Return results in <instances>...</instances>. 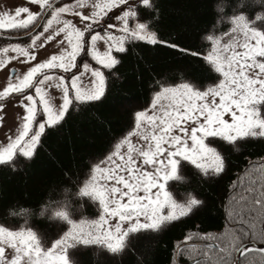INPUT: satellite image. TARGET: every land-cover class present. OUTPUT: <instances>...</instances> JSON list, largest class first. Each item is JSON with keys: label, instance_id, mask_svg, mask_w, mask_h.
<instances>
[{"label": "snow or ice", "instance_id": "snow-or-ice-1", "mask_svg": "<svg viewBox=\"0 0 264 264\" xmlns=\"http://www.w3.org/2000/svg\"><path fill=\"white\" fill-rule=\"evenodd\" d=\"M31 3L38 5L40 11L18 7L14 13H6V19H0V29L22 31L23 35L31 34V43L24 46L9 45L0 48V52L6 53L11 48L28 60L35 59L31 49L48 32L53 21L63 25L56 30L57 33H63V40L57 43L65 46L60 48L58 54L29 67L17 77L16 83H9L0 92V96L9 92L18 94L25 109L17 135L8 141L6 147H0V165L3 166H11L18 160L30 163V159L24 158H33L38 144L43 147L41 134L47 136L51 132L61 133L66 123V114L68 118L74 114L72 109L89 111L108 99L111 91L109 81L122 68L131 42L144 40L145 33L151 27L145 23L130 27V20L138 18L144 9L154 8L152 0H107L103 5L93 4L96 11L81 18L89 22L77 28L59 19L60 13L69 10L67 5L54 8L49 0H31ZM249 8L253 9L251 17L247 15ZM108 9H115L111 16L122 22L119 35L109 31L112 25L103 19ZM233 11L232 23L243 33L240 50L222 55L213 47L205 57L222 76L218 77V83L204 90L187 83L175 87L157 85L159 90L155 91L151 101L153 114L135 112L137 128L145 122L149 128V134L141 132L146 146L135 148L137 158H142V164L136 166L132 156L133 146L129 144L127 159L121 156L119 162H114L109 156V167H92L90 174L86 173L88 179L78 186L75 195L99 201V219H73L67 201L49 202L45 208L51 209L53 222H66L67 230L50 247H42L38 232L26 226L27 220L24 225L18 226V230L0 226V264H70L66 250L89 246L99 247L105 254L115 257L122 255L132 246V241L145 232L166 230L170 221L178 219L177 209L179 216L185 217L195 214L202 207L203 201L196 197H189L183 204L177 205L164 190L163 181L176 174L182 161L191 162L198 169H203L209 179H218L226 168V160L219 150L218 141L242 143L249 137L264 138V118L256 108L257 102L264 101V31L250 26V20L254 19L264 27V0H247ZM48 12H51V18L44 22L45 13ZM41 26L43 31L37 32L36 29ZM52 39L53 35L45 37V41ZM98 41H103L99 47ZM150 42L165 43L163 40L157 41L155 31L151 33ZM176 46V43L171 45ZM78 57L81 61L90 57L96 66L90 67L89 63H83L82 71ZM3 63L0 60V64ZM53 69L62 70L58 78V86H63L62 97L56 107H53L50 98H46L44 88L45 81L49 80L45 70ZM85 73L90 77L86 85L82 81ZM12 75H16L15 69ZM66 79L68 83H65ZM26 89L33 91L25 95ZM161 99L167 100L168 104H161L157 109V101ZM226 114L230 119L226 118ZM131 134L128 133L129 136ZM127 142L125 137L121 144ZM116 147L119 149L120 145ZM210 158L212 163L207 167L201 163ZM144 165H151L152 170H143ZM109 181L114 183L109 184ZM226 211L233 220L240 217L237 221L239 226L231 233L222 234V238H216L220 239V243L205 245L204 251L178 248L177 264L181 255L188 264H241L233 253L244 256L252 250L243 240L256 235L264 239V193L253 196L248 205L249 212L258 214L256 219L262 225L258 231L255 223L245 220L242 213L230 204ZM41 215H44L43 211ZM113 217L116 219L110 224L109 220ZM6 247L11 250L10 259L5 256ZM259 251L264 253V248Z\"/></svg>", "mask_w": 264, "mask_h": 264}, {"label": "trees", "instance_id": "trees-1", "mask_svg": "<svg viewBox=\"0 0 264 264\" xmlns=\"http://www.w3.org/2000/svg\"><path fill=\"white\" fill-rule=\"evenodd\" d=\"M246 2L229 0L225 9L217 0H152L154 8L144 9L131 22L151 25L147 33L155 31L157 41L165 43L153 44L146 38L131 42L130 51L126 46L128 55L122 68L109 81L111 91L104 103L89 111L72 109L74 114L71 118L66 114L61 133L42 134L43 147L38 144L34 157L24 158L30 159V163L18 160L11 166L0 165V225L18 229L27 220L26 226L36 230L42 239V247H49L68 226L66 222H53L48 212L39 217L37 210L41 206L67 201L73 219L97 218L98 201L75 195L78 186L88 178L86 173L90 174L94 164L133 129L135 112L148 107L159 90L157 85L187 83L204 90L218 83L220 74L205 57L214 41L234 27L233 10ZM252 12L249 8L247 15L251 17ZM250 26L264 31L254 19L250 20ZM173 43L177 46L171 47ZM258 111L264 118V105ZM217 143L226 160V168L218 179H209L203 169L182 161L176 175L166 184L177 205L189 197L203 201L195 214L178 215L164 231L145 232L115 257L96 246L69 249L70 264H177L176 250L183 243L204 240L214 233L228 234L239 226L240 217L233 220L227 214L229 204L245 220L255 223L258 231L262 227L256 219L258 214L249 212L248 205L253 196L264 193V138ZM177 176L187 179L180 182ZM243 243L261 245L264 239L249 236ZM179 264H188L183 255ZM241 264H264V253L253 248L244 254Z\"/></svg>", "mask_w": 264, "mask_h": 264}, {"label": "rangeland", "instance_id": "rangeland-1", "mask_svg": "<svg viewBox=\"0 0 264 264\" xmlns=\"http://www.w3.org/2000/svg\"><path fill=\"white\" fill-rule=\"evenodd\" d=\"M54 1L55 0H49V3L52 4ZM106 2L107 0H62L60 3L55 5L54 8H61L67 5L69 10L66 12L60 13L59 19L62 21H68L70 22V24L75 25L77 28H82L83 24L88 23L89 21H82L81 18L83 16H90L93 11H96V9L92 7V5L93 4L103 5ZM18 7H28L31 11H40L38 5L32 4L31 0H0V19H6L7 17L5 16V14L14 13L15 9ZM114 11L115 9H108L103 19L107 20L108 23L112 25L109 31H111L114 35H119L122 22L116 21L115 17L111 16L112 12ZM21 15L23 16V14ZM109 16H111V19H108ZM49 18H51V12L48 13L44 22H46L47 19ZM136 24L137 23L131 22L129 26L134 27ZM60 27H63V25L57 24L55 21H53V24L49 28L48 32H46L44 36L40 37L35 42L34 47H32L31 49V51L35 55V59L28 60L24 58L23 56L19 55L18 53L12 51L11 48H9V50L6 53L0 52V60L4 61L3 64H0V92H3L4 88L7 87L9 83H16L17 77L21 76L24 72L27 71L29 67L33 66L35 63L41 62L43 60H47L52 55H56L59 53L60 48L62 46H65V45L57 43L58 40H63V33H57L56 31ZM42 31H43V28L41 26L37 32H42ZM0 32H6L9 35H17V36L23 34L22 31L13 30V29H0ZM47 35H53V39L50 41H45V37ZM145 37L146 39L151 40V35L148 34L147 32L145 33ZM242 42H243V33L234 25V27L231 28L230 31L219 36L214 41L212 48L213 47L217 48V50L220 51L222 55L230 54L231 51L233 50L239 51L240 50L239 45ZM29 43H31V36L24 38L22 40H19V41H10L9 39L0 38V48H5V47H8L9 45H14V44H20L21 46H24ZM101 44H103V41H98L97 47H99ZM114 53L115 51L113 52V54ZM81 55H84V54L81 53ZM77 60H78V63L81 64L82 71H83V68H82L83 63H89L90 67L96 66L95 62L91 61L90 57H85L83 61H81L80 58L78 57ZM13 69L16 70V75H12ZM61 71L62 70H59V69H53L50 71L45 70V74L49 76V80L45 81V84H44L45 94H46V98L51 99V103L53 107L58 106V104L61 102L63 86L62 85L58 86V78L61 74ZM72 71L75 72L76 69L73 68ZM220 78H222V76H220ZM89 79L90 77L88 76L87 73H85L84 77L82 78V81L86 85ZM65 83H68L67 79L65 80ZM49 84H51L52 86L48 87ZM175 86L176 85H172L168 87H175ZM32 91L33 90L31 89H26L25 95L30 94ZM21 99L22 98L18 94L12 93V92H9L5 96H0V147H6L8 141L10 139L15 138V136L18 133V129L20 128L22 124V119L25 114V109H24V105L21 103ZM161 104H164L166 106L168 104V101L164 99L158 100L156 108L159 109ZM262 105H264V101L257 102L256 108L259 110L260 107H262ZM37 107L38 109L41 108L39 104L37 105ZM143 111H146L149 115H152L153 114L152 102ZM226 118L230 119L228 114H226ZM34 126H35V122H34ZM130 132L132 133L130 136L128 134L125 136L127 137V141H128L127 143L121 144V141L124 140L125 137L122 138V140L118 143L120 145L119 149H117L116 147L118 145L117 144L104 158L97 161L93 167H96V166H99L101 168L109 167L107 163V157L109 156L112 157V160L114 162H119L121 156H124V158L127 159V153L129 151V144L133 146L132 156L136 160V166L139 167L142 164V158H137L135 148L137 147L143 148L146 146V142L141 138V132H144L145 134H149V128L146 126V122L142 123L140 127L137 128V125L135 122V126ZM201 163H204L205 166L207 167L210 163H212V161L210 158L209 161H201ZM143 170L151 171L152 166L144 165ZM163 182L165 183L164 190L167 191L166 184L168 180L163 181ZM108 183L112 184L114 183V181H109ZM126 199L127 198H125V201ZM100 211H99V214H100ZM99 214L97 218H95L94 220L99 219ZM178 215H179V210L177 209V216ZM115 219H116L115 217L111 218L109 220V223L110 224L113 223ZM189 239L190 238H188L187 240ZM190 241H193V240H190ZM41 242H42V239H41ZM10 252L11 250L6 247L5 256L8 257L9 259H10V255H9ZM66 252L68 255V250H66ZM240 261H241V257H240Z\"/></svg>", "mask_w": 264, "mask_h": 264}, {"label": "water", "instance_id": "water-1", "mask_svg": "<svg viewBox=\"0 0 264 264\" xmlns=\"http://www.w3.org/2000/svg\"><path fill=\"white\" fill-rule=\"evenodd\" d=\"M61 1L62 0H55L52 3L53 7L55 5H57L58 3H60ZM48 13H45V18L48 15ZM39 28H37L36 31H38ZM29 36H31V34H29V35H18V36L16 35V36H14V35H9V34H5V33L0 32V38L9 39V40H19V39L27 38ZM207 244H211V243H205V242H187V243L182 244L179 248H181V247H190V246H192V247H200V246H205ZM246 245L249 248H251V247L258 248V249L264 248V245H256V244H253V243H248ZM176 257H177V253H176ZM240 257L241 256H239V254L237 253L236 258H238L240 260Z\"/></svg>", "mask_w": 264, "mask_h": 264}, {"label": "clouds", "instance_id": "clouds-1", "mask_svg": "<svg viewBox=\"0 0 264 264\" xmlns=\"http://www.w3.org/2000/svg\"><path fill=\"white\" fill-rule=\"evenodd\" d=\"M220 3H223V5H224V7H225V9L227 8V6H228V3H229V0H217V4H220ZM214 7H216V5H214ZM186 177H183V176H177L176 177V180H178V181H180V182H185L186 181ZM48 212V213H51V209H48V208H45V207H43V206H41L38 210H37V212H38V216L39 217H42V215H41V212Z\"/></svg>", "mask_w": 264, "mask_h": 264}, {"label": "flooded vegetation", "instance_id": "flooded-vegetation-1", "mask_svg": "<svg viewBox=\"0 0 264 264\" xmlns=\"http://www.w3.org/2000/svg\"><path fill=\"white\" fill-rule=\"evenodd\" d=\"M222 234L223 233H221V234H216V233H214L213 235H210V236H207V237H204V240H193V242H205V243H211L213 246L215 245V244H218V243H220V239H216V238H222ZM246 244H248V243H246ZM261 245H264V244H261ZM196 248H204V246H200V247H196ZM253 249V248H252ZM246 254V253H245ZM243 256H241V258H242Z\"/></svg>", "mask_w": 264, "mask_h": 264}]
</instances>
